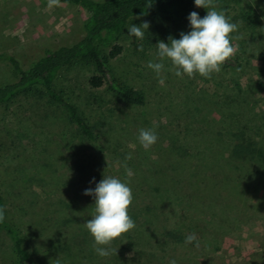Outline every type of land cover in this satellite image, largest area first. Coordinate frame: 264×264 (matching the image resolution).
Returning <instances> with one entry per match:
<instances>
[{
    "label": "rangeland",
    "instance_id": "obj_1",
    "mask_svg": "<svg viewBox=\"0 0 264 264\" xmlns=\"http://www.w3.org/2000/svg\"><path fill=\"white\" fill-rule=\"evenodd\" d=\"M214 2L238 25L231 33L237 66H221L210 78H180L165 60L158 77L146 66L159 62L158 41L190 30L155 13L127 25L149 22L156 27L151 42L126 28L122 51H103L116 75L144 94L143 104L128 103L107 85L88 89L92 66L60 73L56 88L79 107L95 141L39 88L0 104V192L36 264H264V0ZM195 12L202 18L207 9ZM86 18L76 4L0 0V85L17 77L2 55L27 68L46 48L79 39ZM141 128L158 136L147 151L137 140ZM103 176L131 188L135 222L106 246L117 248L108 257L95 253L84 227L94 198L83 192ZM192 234L196 241L186 244ZM0 264H19L1 227Z\"/></svg>",
    "mask_w": 264,
    "mask_h": 264
},
{
    "label": "trees",
    "instance_id": "obj_2",
    "mask_svg": "<svg viewBox=\"0 0 264 264\" xmlns=\"http://www.w3.org/2000/svg\"><path fill=\"white\" fill-rule=\"evenodd\" d=\"M61 2L76 4L87 11L83 35L70 45H60L46 48L43 54L30 62L27 68H22L16 57L4 54L17 77L12 82L0 85V104L11 102L22 93L31 89H41L49 100L64 108L71 122L75 123L83 134L92 141L96 136L79 107L71 102L56 88V80L67 67L75 64L92 66L85 84L88 89L107 85L120 98L128 103L141 105L145 101L144 94L122 81L107 61L104 50L108 55H118L123 47V39L130 20L146 18L159 13L184 23L189 30L187 19L190 12L195 11L194 0H60ZM156 36V27H149L145 32L147 42ZM239 65L238 57L233 56L222 66ZM231 195V194H230ZM0 207L4 208L5 219L0 227L9 235L14 253L19 264H36L25 244L16 225L8 217L6 200L0 192Z\"/></svg>",
    "mask_w": 264,
    "mask_h": 264
},
{
    "label": "clouds",
    "instance_id": "obj_3",
    "mask_svg": "<svg viewBox=\"0 0 264 264\" xmlns=\"http://www.w3.org/2000/svg\"><path fill=\"white\" fill-rule=\"evenodd\" d=\"M59 4L60 0H48L49 7ZM194 4L196 7L207 9L206 15L201 18L197 12H190L187 17L190 31L181 32L179 39L169 36L168 43L158 41L156 44L159 62L149 61L146 66L158 77L165 70L164 61L168 60L171 67L167 70L177 77L183 78L187 75L194 78L198 73L210 78L212 73L220 72L221 66L238 51V46H234L231 41V33L238 29V25L230 22L223 10H217L214 0H194ZM149 26L147 21L139 26L131 24L127 28L128 35L143 40L145 30ZM137 50L143 51V46L138 45ZM160 83H163L162 77ZM137 140L147 151L157 142L158 136L154 128H141ZM130 159L131 153L126 155L125 161ZM123 167L131 175L126 163ZM83 194L94 198L93 213L91 218L85 221L84 227L93 238L92 247L95 253L100 257L116 254L117 248L106 246H110L113 240L135 228V222L128 214L133 201L131 188L117 177L103 176V179L95 184V188H86ZM4 219V208L0 207V223H3ZM193 241H196L195 234L185 239L186 244ZM56 264H61L59 259ZM170 264H175V261H170Z\"/></svg>",
    "mask_w": 264,
    "mask_h": 264
}]
</instances>
